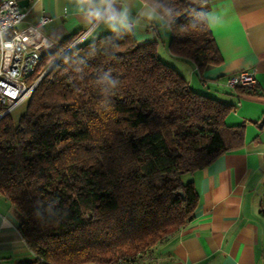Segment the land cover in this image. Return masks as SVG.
<instances>
[{
    "label": "trees",
    "instance_id": "16d2710c",
    "mask_svg": "<svg viewBox=\"0 0 264 264\" xmlns=\"http://www.w3.org/2000/svg\"><path fill=\"white\" fill-rule=\"evenodd\" d=\"M144 1L169 25L173 55L222 62L211 0ZM73 43L42 55L31 81ZM28 99L17 121L0 118V195L35 253L18 264H143L194 217L183 174L244 144L245 123H226L235 104L191 87L131 29L75 44Z\"/></svg>",
    "mask_w": 264,
    "mask_h": 264
},
{
    "label": "crops",
    "instance_id": "0c3cea01",
    "mask_svg": "<svg viewBox=\"0 0 264 264\" xmlns=\"http://www.w3.org/2000/svg\"><path fill=\"white\" fill-rule=\"evenodd\" d=\"M26 10L19 31L28 47L42 55L68 39L80 42L131 29L139 41L171 39L166 21L144 0H109L126 26L106 23L102 0H19ZM101 12V18L92 13ZM43 15L48 21L37 23ZM207 19L223 56L199 69L168 49L163 59L175 66L194 89L235 104L226 123H245L242 147L218 155L207 166L184 173L198 191L194 217L160 244L143 264H264V0H211ZM169 39V42H170ZM165 48V46H164ZM169 48V44H168ZM254 69L257 86L242 91L226 84L230 74ZM35 258L26 243L11 202L0 195V264Z\"/></svg>",
    "mask_w": 264,
    "mask_h": 264
},
{
    "label": "built area",
    "instance_id": "2783aa9c",
    "mask_svg": "<svg viewBox=\"0 0 264 264\" xmlns=\"http://www.w3.org/2000/svg\"><path fill=\"white\" fill-rule=\"evenodd\" d=\"M26 13L19 0H0V118L31 96L38 79L31 81L42 54L28 47L18 28ZM48 19V15H43L37 25H44ZM226 84L253 89L257 86L256 72L240 70L230 74Z\"/></svg>",
    "mask_w": 264,
    "mask_h": 264
},
{
    "label": "clouds",
    "instance_id": "9594fccd",
    "mask_svg": "<svg viewBox=\"0 0 264 264\" xmlns=\"http://www.w3.org/2000/svg\"><path fill=\"white\" fill-rule=\"evenodd\" d=\"M104 3H108V8L106 11V23L109 24V26L115 30L117 24L121 26H126L127 22V16L125 13H119L117 14L114 9L111 8V4L109 3V0H102ZM96 18H101V12L99 10H96L94 13H92ZM117 81H112L113 86Z\"/></svg>",
    "mask_w": 264,
    "mask_h": 264
},
{
    "label": "rangeland",
    "instance_id": "374dc122",
    "mask_svg": "<svg viewBox=\"0 0 264 264\" xmlns=\"http://www.w3.org/2000/svg\"><path fill=\"white\" fill-rule=\"evenodd\" d=\"M163 26H167L169 27V25L165 22L160 23ZM165 39V43L163 44L162 38H159L158 41V46L160 47V51L159 54L162 55L163 57H169L168 56V44H169V39L170 38H164ZM165 46V48H164ZM158 48V47H157ZM39 74H36V78L38 77ZM29 99L24 100L20 105H18L16 108H14L11 112L10 115L12 116V118L14 119V121H17L20 116L25 112L26 108H27V104H28ZM184 178V175L182 176Z\"/></svg>",
    "mask_w": 264,
    "mask_h": 264
},
{
    "label": "water",
    "instance_id": "95a60500",
    "mask_svg": "<svg viewBox=\"0 0 264 264\" xmlns=\"http://www.w3.org/2000/svg\"><path fill=\"white\" fill-rule=\"evenodd\" d=\"M185 15V13L179 15L177 17V20H180L183 16ZM75 44L73 43L70 47H68L66 50H64L61 54H59L54 60L53 62L43 71V73H41V75L38 77L36 84L40 81V79L51 69V67L64 55L66 54Z\"/></svg>",
    "mask_w": 264,
    "mask_h": 264
}]
</instances>
